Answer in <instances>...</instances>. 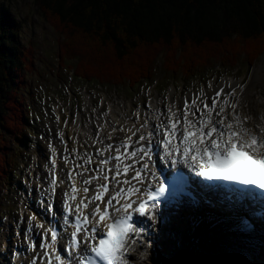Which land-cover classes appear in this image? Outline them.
Here are the masks:
<instances>
[{
  "label": "trees",
  "instance_id": "trees-1",
  "mask_svg": "<svg viewBox=\"0 0 264 264\" xmlns=\"http://www.w3.org/2000/svg\"><path fill=\"white\" fill-rule=\"evenodd\" d=\"M34 1L65 32L61 51L78 60L79 78L135 86L151 79L158 60L165 74L186 77L251 65L264 54V0ZM18 31L0 1V186L10 180L1 148L23 135L29 114L20 91L29 56Z\"/></svg>",
  "mask_w": 264,
  "mask_h": 264
},
{
  "label": "snow or ice",
  "instance_id": "snow-or-ice-1",
  "mask_svg": "<svg viewBox=\"0 0 264 264\" xmlns=\"http://www.w3.org/2000/svg\"><path fill=\"white\" fill-rule=\"evenodd\" d=\"M235 95L236 87L230 84L214 86L209 82L207 91L202 86L198 92L191 95V99L186 96L181 108H175L174 104L167 106L166 113L160 114L162 118L159 122H155L153 127H149L150 122L145 118V122L133 131V136H137V133L139 135L132 144L127 141L120 142L115 146L117 155L101 160V164L104 165L110 161H116L114 168L109 169L113 171L114 194L106 201L104 200V195L109 191L107 183L98 185L94 189L96 194L91 197L87 196L88 187H84L85 196L79 203L67 204V207L62 209L65 225L74 219L71 240L68 246L62 249V252L69 253L68 264H73L74 259L70 250L80 249L81 244L91 255L78 264H127L129 249L136 244L137 239L143 243L144 229L134 226L136 224L134 216L148 219L155 227L160 220L161 198L179 201L183 196L192 195L188 190L187 178L182 172L176 171L167 183L161 182L155 191L147 193L146 200H142L139 196H136V199H127L130 195L140 193L141 189L137 187V184H143L147 180V176L142 173L151 171L145 158L152 159L153 147L162 151L165 157L172 158L173 168L181 163L206 181L235 182L245 186L241 189L242 193L253 188L264 191V116L260 117L261 122L257 124L256 131H253L246 125L249 117H241L236 112ZM135 115L137 119L140 118L139 112ZM59 136L63 142V133L61 132ZM130 140L131 137H129ZM145 141L147 143H143ZM129 147L132 148L131 152H128ZM121 148L125 150V158L131 160L130 164H124L120 159ZM112 149L113 145L108 144L105 151ZM51 153L50 173L56 166V149L52 148ZM177 156L180 157L179 161L175 159ZM79 158L84 163L91 160L87 153ZM61 159L67 160L68 157L61 154ZM141 161L145 162L139 168L135 167ZM130 169L134 172L130 179L125 178L123 181L117 179L122 175L126 176ZM152 175L157 174L152 173ZM97 178L108 180L107 174L103 170H98L96 175L83 180L82 183L90 185L92 180ZM49 183L51 191L54 192L57 180L53 177ZM75 192L76 189L73 188V193ZM71 199L75 201V196L73 195ZM121 199L127 202L122 204ZM41 203L43 206V198ZM101 203L104 204L103 210ZM134 204L137 207L133 208ZM89 205L94 207L85 214L84 209H88ZM54 209L55 206L49 203L46 211L52 216ZM34 219L35 216H32L29 221ZM105 219L110 220L107 231L101 227ZM244 223L247 224V221ZM89 224H91L90 230ZM37 227L43 228V224ZM31 229L32 225L29 223V233ZM81 232L84 233L82 237H80ZM59 235L60 230L55 225L42 234L41 248L48 250L45 252L48 264H53V261L56 264H65L64 256L55 254L58 250ZM34 246L30 245V247ZM75 255L79 256L80 252L77 251Z\"/></svg>",
  "mask_w": 264,
  "mask_h": 264
},
{
  "label": "rangeland",
  "instance_id": "rangeland-1",
  "mask_svg": "<svg viewBox=\"0 0 264 264\" xmlns=\"http://www.w3.org/2000/svg\"><path fill=\"white\" fill-rule=\"evenodd\" d=\"M0 1L15 16L19 23V38L27 46V71L24 87H20V91L27 101V109L33 113L31 119H28L30 129L24 138L23 151L19 152L16 144L11 142L10 145V141H7L6 147L1 148L7 154V159L9 154H13L17 174L0 188V264L24 263L20 259H25L24 246L28 240L23 235L26 234L29 223L32 227L37 224L35 219L29 221L30 210L34 203H38L40 192H47V155L50 153L51 144H55V139L60 138L58 135L61 126L67 129L79 124L80 118L81 123H90L97 131L102 126L100 117L108 115L118 120L120 127H108L106 133L102 132L105 140L110 141V135L116 136L117 131L127 136L129 133L125 131V126L129 122L128 117L136 110L149 107L154 101L167 108L171 99L177 100L191 91H199L202 86L207 89L209 82L214 86L222 85L224 80L247 85L254 80L251 99L264 98V54L255 59L252 65H246L247 62L243 61L228 73L224 71L226 69L216 66L213 71L195 77H172L170 74H163L161 61L158 60L153 68L152 78L133 88L127 81L115 84L76 79L72 68L78 60L64 58L61 46L65 32L60 25L49 21L34 0ZM112 110L117 112L116 117L111 115ZM59 112L63 116V123L60 122ZM15 122L16 118H13L8 124L12 126ZM126 136L117 135L115 140H124ZM176 217L182 220L188 216L183 213ZM166 221L174 224L171 219ZM156 228L157 232L151 235V243L157 242L158 238L168 237L167 230L159 228L158 232V227ZM222 249L204 248V252H196L192 256L191 264H206L212 259L219 261L229 252ZM147 251L152 254L148 249L143 252ZM151 252L153 258L155 253L158 254L155 248ZM144 259L146 257L142 256L139 248L130 257L131 264H145Z\"/></svg>",
  "mask_w": 264,
  "mask_h": 264
},
{
  "label": "bare ground",
  "instance_id": "bare-ground-1",
  "mask_svg": "<svg viewBox=\"0 0 264 264\" xmlns=\"http://www.w3.org/2000/svg\"><path fill=\"white\" fill-rule=\"evenodd\" d=\"M223 84H230L236 87V95L234 97V101L237 103L236 112L239 113L241 117H249L246 121V125L252 128L253 131H256L257 124L261 122L260 117L264 116V98L251 99L250 93L251 87H254V80L247 85L229 82L227 80H224ZM205 91H207V89H205ZM196 92L198 91H191L186 96L191 99V95ZM186 96L178 97L177 100L171 99L168 106L174 104L175 108H181ZM209 103L211 102L209 101ZM166 111L167 109L163 108L159 102H151L149 107L138 109L128 117L129 122L125 126V131L129 133L127 136L125 133L121 132H118L117 135H125V139H128L125 141H129V137H131L130 141L134 142L138 136H133V131L145 122V118L150 122L149 127L151 128L154 126L155 122H159L162 118L160 114L162 112L166 113ZM229 111L231 110L229 109ZM138 112L140 113L139 119H137L135 115ZM111 115L116 117L117 112L112 110ZM59 116L61 117L60 112ZM78 120L80 121L79 124L72 125L67 129L61 126L60 133H63V142L61 138L58 139V143L56 142L51 149H56V163L60 164V172L64 173L70 171L75 175L77 183L80 184L79 193L81 197H84L83 188L88 187V189H90L97 184V182L92 180L90 185H84L82 181L96 175L98 170L104 169L103 165L96 164L94 159H102L106 153L110 151L115 152V146L117 145V143H115L117 141L115 140L117 139V135H110L111 138L109 137V139L111 140L106 141L104 135L102 136V132L106 133L108 127L116 129L120 127V125L118 124V120L112 119L111 116L104 115L100 117L102 126L99 130L95 131L90 123L83 124L80 118ZM137 135H139V133H137ZM111 141H115L112 143L113 149L105 151L106 145ZM143 143L147 142L145 141ZM84 153H87L88 156L91 157L88 163H84V161L79 158L82 157ZM153 153L154 155L152 158H154L156 154H159V150L155 149ZM61 154L67 156L68 159H61ZM129 161L130 160L125 158V164H129ZM77 165H82V167H77ZM62 169L65 170L63 171ZM80 173H82V175H80ZM62 178L63 176H61L62 182L60 185L64 187V190H60L57 203L60 202V198L63 194L68 192L67 183ZM89 192L88 190L87 195ZM39 198H42V194ZM44 198L46 199V197ZM46 201L50 203L49 200L46 199ZM204 208H206V211L201 215H199L198 211L192 210L193 218L187 217L180 221L175 217L172 218L171 220L174 224H170L167 221L165 222L161 217L156 225L163 230H167L168 237L158 238V241L153 244V247L152 244H148V247L140 249L142 256L146 257V260L144 259L145 264H191L192 256L195 255L196 252L202 253L204 252V248L210 250L217 249L218 247H222V250H228L229 252L222 259H219V261L213 259L208 262L206 261V264H264V235L261 231H258L260 235H240L237 231V225L242 220V216L241 213L234 212V207L233 210H225L223 207L215 208L211 206H204ZM37 210L40 209L37 205L33 204L30 210L31 216L37 218L35 215ZM183 210L186 209L183 208L182 211ZM190 212L191 210L187 211V213ZM207 213L208 215H206ZM164 216H171V214L167 212ZM258 224L261 225V223ZM154 229L155 228L148 233L151 234ZM155 233L156 229L154 231V234ZM154 237L157 238L156 235ZM145 242L147 243L150 241L146 240ZM153 248L158 252V254L155 253V258L152 257L153 252L151 251ZM130 249L134 250V247L132 246ZM147 249L152 254H149L148 251L146 253L143 252ZM36 253L37 252L32 253L27 250L25 251V255L30 257ZM133 255V252L130 251L128 252L127 258ZM37 264H40V262Z\"/></svg>",
  "mask_w": 264,
  "mask_h": 264
}]
</instances>
